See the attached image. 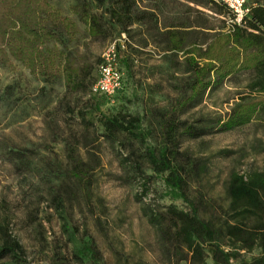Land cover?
<instances>
[{
	"label": "rangeland",
	"instance_id": "rangeland-1",
	"mask_svg": "<svg viewBox=\"0 0 264 264\" xmlns=\"http://www.w3.org/2000/svg\"><path fill=\"white\" fill-rule=\"evenodd\" d=\"M73 1L53 4L79 27L69 49L86 69L82 88L68 89L62 77L43 82L17 61L15 69L0 63V222L23 246V264H53L57 259L64 264H188L185 250L167 251L147 220L151 209L164 212L170 204L186 208V202L145 160L143 175L127 177L119 163L122 148L99 136V119L102 114L138 115L146 136L137 147L142 152L159 149L155 113L179 95L185 76L181 53L166 58L152 42L155 22L158 28H185L189 40L202 43L225 29L228 16L188 0H134L138 9L153 11L151 20L131 25L128 32L107 25L106 35L94 38L69 11ZM112 39H118L123 86L110 98L91 96L97 64ZM247 80V73L226 79L185 116L225 115L245 92ZM180 151L206 165L199 175L187 176L188 197L202 193L208 202L223 204L231 171L264 170V125L257 115L231 130L183 139ZM81 161L88 171L76 180L72 167ZM205 251L207 264H212V249ZM259 255L258 249L241 251L235 263L255 264ZM0 264L13 263L3 259Z\"/></svg>",
	"mask_w": 264,
	"mask_h": 264
},
{
	"label": "trees",
	"instance_id": "trees-1",
	"mask_svg": "<svg viewBox=\"0 0 264 264\" xmlns=\"http://www.w3.org/2000/svg\"><path fill=\"white\" fill-rule=\"evenodd\" d=\"M92 1L99 12L92 10ZM92 1L74 0L68 9L94 38L105 36L107 25L128 32L131 25L149 21L153 15V11L138 9L134 0ZM188 1L214 6L230 16V11L214 0ZM78 32L75 20L63 14L53 0H0V63L8 69H15L17 61L36 79L51 83L62 77L68 89L79 90L84 86L86 69L77 65L69 49ZM149 36L164 57L181 53L185 76L179 95L155 113L161 146L144 152L137 147L146 136L138 115L102 114L99 136L122 148L119 163L127 177L143 175L145 160L155 173L164 174L165 185L178 191L186 202V208L170 204L164 212L151 209L147 215L167 251L170 247L175 254L185 250L188 264H207L205 249L209 247L212 264H242L235 263L241 251L258 249L255 264L264 263V170L231 171L225 180L224 203L216 204L205 200L202 193L188 197L187 176L199 175L206 165L201 158L180 151L183 139L231 130L257 115L264 125V2L251 7L242 25L227 23L225 29L213 32L202 43L189 40L185 28H158L156 22ZM239 73L248 75L245 92L225 115L185 116L199 107L211 90ZM87 169V163H75L72 176L83 180ZM142 187L146 194L145 183ZM23 254L20 241L0 222V261L23 264ZM53 264L64 263L57 259Z\"/></svg>",
	"mask_w": 264,
	"mask_h": 264
},
{
	"label": "built area",
	"instance_id": "built-area-1",
	"mask_svg": "<svg viewBox=\"0 0 264 264\" xmlns=\"http://www.w3.org/2000/svg\"><path fill=\"white\" fill-rule=\"evenodd\" d=\"M223 4L229 11L227 22L242 25L249 16L250 9L264 0H214ZM118 39L108 42L97 64V77L89 88L91 96L113 97L123 86V74L119 66Z\"/></svg>",
	"mask_w": 264,
	"mask_h": 264
},
{
	"label": "crops",
	"instance_id": "crops-1",
	"mask_svg": "<svg viewBox=\"0 0 264 264\" xmlns=\"http://www.w3.org/2000/svg\"><path fill=\"white\" fill-rule=\"evenodd\" d=\"M93 10V9H92ZM96 10H99L100 11V8L99 9H96ZM96 10H93V11H95L96 12ZM76 22V21H75Z\"/></svg>",
	"mask_w": 264,
	"mask_h": 264
}]
</instances>
